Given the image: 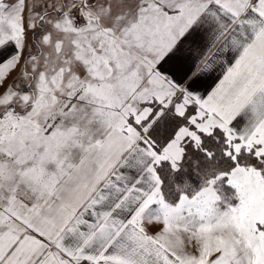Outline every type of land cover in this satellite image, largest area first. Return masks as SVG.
<instances>
[{
  "label": "snow or ice",
  "instance_id": "6c2138e0",
  "mask_svg": "<svg viewBox=\"0 0 264 264\" xmlns=\"http://www.w3.org/2000/svg\"><path fill=\"white\" fill-rule=\"evenodd\" d=\"M0 264H264V0H0Z\"/></svg>",
  "mask_w": 264,
  "mask_h": 264
}]
</instances>
